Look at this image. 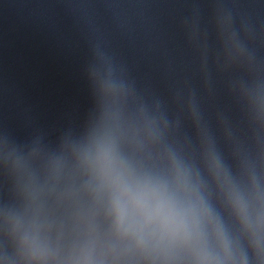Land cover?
Wrapping results in <instances>:
<instances>
[{
	"label": "clouds",
	"instance_id": "9594fccd",
	"mask_svg": "<svg viewBox=\"0 0 264 264\" xmlns=\"http://www.w3.org/2000/svg\"><path fill=\"white\" fill-rule=\"evenodd\" d=\"M103 159L107 167L112 166L113 161L107 153H104ZM149 192L151 196L158 199L155 208L145 212L142 225L144 227L153 225L150 235L157 237L158 244L172 243L177 239L188 241L193 237L198 242L200 241L201 214L197 211L196 205L185 207L174 197L169 196L162 187L153 186L149 188L145 184L143 190L138 192L135 197L136 207L148 208L147 196ZM125 221L129 227L141 222L136 216L135 208L129 210L127 205L121 204L119 222L124 224ZM225 251H227L226 245ZM200 264H210L206 254L202 257Z\"/></svg>",
	"mask_w": 264,
	"mask_h": 264
}]
</instances>
